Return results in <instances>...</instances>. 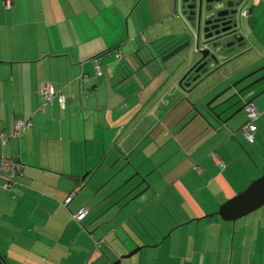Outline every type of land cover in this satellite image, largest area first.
Returning a JSON list of instances; mask_svg holds the SVG:
<instances>
[{
    "label": "crops",
    "instance_id": "1",
    "mask_svg": "<svg viewBox=\"0 0 264 264\" xmlns=\"http://www.w3.org/2000/svg\"><path fill=\"white\" fill-rule=\"evenodd\" d=\"M4 1L0 132L8 138L0 139V154L18 156L24 171L14 197L0 189V227L25 238L19 241L25 261L111 264L140 247L119 264H264V217L217 215L219 198L249 181L243 159L252 156L232 141L246 118L216 129L199 119L182 126L193 104L206 99L187 96L190 88L179 85L196 59L193 46L183 55L188 62L182 57L170 67L166 59L159 86L150 87L145 69L133 77L141 47L163 41L173 20L186 26L178 0H9L8 7ZM253 1L243 20L254 34L246 32L241 54L254 51L264 63V0ZM46 83L66 98L64 107L54 101L41 115L36 109ZM27 116L25 134L10 136L14 119ZM160 125L174 134V153L184 161L171 179L163 167L168 157L144 146ZM174 187L190 196L193 217L144 212L157 201L164 206ZM85 207V216L74 219ZM18 254L0 251L7 264Z\"/></svg>",
    "mask_w": 264,
    "mask_h": 264
},
{
    "label": "rangeland",
    "instance_id": "2",
    "mask_svg": "<svg viewBox=\"0 0 264 264\" xmlns=\"http://www.w3.org/2000/svg\"><path fill=\"white\" fill-rule=\"evenodd\" d=\"M252 2L254 4L253 0H251V4ZM262 4H264V2H262ZM262 19H264V15H262ZM178 21L179 20L177 21L173 20L171 23H169V26H173V28L167 32L168 36L163 37V41L159 40V42L154 43L156 45H153L152 47L149 48L141 47L139 53L136 55V58L134 59L136 67L134 72L135 75H133V77L139 79V76L136 75L139 73L141 69L142 70L145 69L143 71L148 73L147 83H149L151 88L159 86L160 84L159 72L164 68V66H166L165 61L166 59H168V57H170V59L168 60L169 61L168 66L171 67V65H173L175 62H179L183 57L184 53L185 54L188 53L191 50L192 46L193 49H195L194 43L192 45L193 35L190 28L187 26V24L186 26H182L180 24V21L179 22ZM243 22L246 23L245 20H243ZM245 31L249 33L252 32L254 34V32L251 30V28L248 25L245 27ZM262 33H264V31H262ZM188 40L191 41V44L189 43ZM174 52L176 53L178 52V53L174 54ZM114 53L117 56V53L116 52ZM108 56L109 55H107L106 57ZM183 58L186 59L185 62L186 61L188 62V57L187 58L183 57ZM186 64L188 63H185V66ZM260 67H264V63L258 60V57L257 55H255L254 51L246 54H239L233 57L231 60L222 63L219 67L211 71L209 74L202 76V78L198 80V82L194 85V87L186 90L187 91L186 95L193 99L204 100L206 98L203 101V103H201L202 106V104H206L212 101L216 96L222 94L215 101L212 102V105H215L229 98L230 95L232 96L231 92L235 88H237V86L246 85V84L248 85L249 83H252V80L249 81L248 79L246 81H242L236 87H231L230 89H228V87H230L236 81L240 80L245 75L254 72ZM255 80L256 79H254V81ZM242 93H243L242 97H240V99L242 100L239 102V106L238 103L235 104L233 107L234 108L236 107V109H234L231 112L230 110L233 109L232 107L225 114L231 112L229 114L231 115L236 110H238L242 104H244L246 101L250 99L254 103L257 110L259 111V116L255 120L257 131L255 132L254 141L249 142L241 131L236 132V135L232 139V141L235 142V144L239 147V149H241L242 152H248L252 156L253 160L243 159V161H245V163L243 164H245V166L248 167V170L251 171L249 175V178L251 179L248 178L247 180L249 181H244L242 183L243 184L242 186L244 187H238L237 185V187H235L234 189H228V191L225 192L226 196L222 195L219 198V204L223 203L227 198H230L231 196L243 190L253 179L259 177L261 174H264V79L247 87V89ZM186 99L188 100V98ZM229 115H227L226 117H228ZM245 118L246 115L244 110H240L230 120L231 121L230 125L235 126L241 121L243 123ZM187 119L183 120L182 126L187 125L189 122L192 121L193 123L194 122L198 123V119L193 118V115L188 120ZM165 122L168 125H170L169 119H166ZM193 123H191V126L193 125ZM173 138H174V134L168 133L167 135L163 131L162 125H160L156 129H154L152 138L148 139V141L144 144V146L146 147L150 146L147 150L152 152L154 155L157 154L158 157L161 156L168 157L167 161L163 162V167L165 171L168 172L167 176L170 179L172 177H175L177 173H179L182 170V166L184 162L182 155L179 152L174 153L173 143L175 140L173 141ZM198 166H199L198 164H195V169L197 171L198 168L200 167ZM218 167H222V166L220 165ZM187 179L188 177H186L185 182H187ZM182 183L183 180L178 181L177 186H179ZM175 188L176 187H174L172 190L167 192V199H166V203H164L165 204L164 206H161L159 201H157V203H154V205L150 210L149 208H147L144 212L151 214L150 217H193L194 215L192 212V208L188 202L189 200L188 197L190 196L187 194L188 196L183 195L182 197L181 191L177 192ZM206 190L209 191L208 189ZM184 199H186L185 203H184ZM191 204L193 205V202H191ZM219 204L217 205V207L219 206ZM194 209L197 214H201L199 213V210H197L196 206H194ZM137 217L139 216L137 215ZM244 217H264V206L258 208L257 210L251 212L250 214ZM22 238L23 237H21L20 235L16 236V232H14L13 230H10L5 227L4 228L0 227V251L1 250L3 251L4 249L7 248V250L8 249L11 250V253L12 251H17L18 253H20L16 255V257L14 256V259L12 258V255L11 258L7 257L8 263L9 264H45L41 262L40 259H37L36 263L32 261L29 262L25 261L22 251L19 247V245L22 246V244H20L19 242ZM23 239L25 240V238ZM133 249L129 250L127 253H129Z\"/></svg>",
    "mask_w": 264,
    "mask_h": 264
},
{
    "label": "water",
    "instance_id": "3",
    "mask_svg": "<svg viewBox=\"0 0 264 264\" xmlns=\"http://www.w3.org/2000/svg\"><path fill=\"white\" fill-rule=\"evenodd\" d=\"M244 0H178L181 9V15L184 17L187 26L190 28L195 45L194 53L195 61L187 69L179 80V85L186 88H192L202 78L211 71L219 67L220 62L228 60L230 55L236 49L242 50L245 35V24L242 16H240V7ZM229 38L233 42L227 41ZM264 70L260 67L252 73L242 77L240 80L232 84L231 87L237 86L243 80L254 75L256 72ZM264 79V76L249 83L246 87L237 91L233 96L240 95L247 87ZM220 94L219 96H221ZM219 96L212 101L197 107L193 104V118L203 121L207 126L216 129L219 127H229V121L240 110H236L228 117H223L235 104L242 99H238L234 103L227 105L229 98L212 105ZM264 206V174L253 179L243 190L226 199L218 206L217 215L225 221H235L244 217L258 208ZM140 247H136L129 253L120 256L111 264H119L124 258H127L138 251ZM7 264V263H4Z\"/></svg>",
    "mask_w": 264,
    "mask_h": 264
},
{
    "label": "built area",
    "instance_id": "4",
    "mask_svg": "<svg viewBox=\"0 0 264 264\" xmlns=\"http://www.w3.org/2000/svg\"><path fill=\"white\" fill-rule=\"evenodd\" d=\"M4 4L6 7L9 6V0H5ZM251 7V0H244L240 7V16L242 18H246L249 15ZM117 55H120L118 53ZM96 75H101V68L98 64L95 65ZM42 102L37 107L36 112L43 115L46 112V109L50 107L54 101L58 103L60 107H64L66 95L62 91V89H56L51 84L46 83L41 90ZM244 112L246 115V120L241 126V132L245 136V138L249 142H253L255 138L256 125L255 120L259 116V111L255 107L252 101H247L244 103ZM32 122L29 116L27 117H18L14 119L13 128L10 133V136L13 137H21L25 134V132L30 128ZM8 138V135L4 132H0V139L2 143ZM221 166L222 163L219 162ZM24 171V164L20 161L18 156H6L3 153L0 154V189L7 193H12L13 189L16 185V177L21 175ZM75 190H73L64 200V205H66L74 196ZM88 209L82 208L77 213L73 215L74 219L80 221ZM0 264H4V262L0 258Z\"/></svg>",
    "mask_w": 264,
    "mask_h": 264
},
{
    "label": "flooded vegetation",
    "instance_id": "5",
    "mask_svg": "<svg viewBox=\"0 0 264 264\" xmlns=\"http://www.w3.org/2000/svg\"><path fill=\"white\" fill-rule=\"evenodd\" d=\"M243 34L245 35V39L243 40V42H244V45H246V44H247V33H246L245 30H244ZM227 41H229V42H233V40H232L231 38H229ZM234 47H235V52H233V53L229 56L230 58H229L228 60H226V61L231 60L233 57H235V56H237V55L243 53V52L246 50V47H244V49H242V50H238V49H236V43L234 44ZM226 61H225V62H226ZM225 62H223V63H225ZM220 64H222V62H220L219 65H220ZM261 76H264V70H260V71L256 72L254 75L250 76L249 78H247V79H245V80H243V81H246V80L249 79V81L252 80V82H253L254 79L260 78ZM249 81H248V82H249ZM246 86H247V84H246V85H240V86H237V88H235V89L231 92L232 96H233L237 91H239L240 89H242V88H244V87H246ZM235 87H236V86H235ZM242 94H243V93H241L240 95H237V96H235V97L233 96V97L229 100V102L227 103V105H230V104L234 103L236 100L240 99V97H242ZM230 96H231V95H230ZM246 102H247V101H246ZM238 106H239V103H238ZM243 106H244V105L242 104V105H241L242 110L244 109ZM234 109H236V107H235V108L233 107V109L230 110V111L232 112ZM231 112H229L228 114L223 115V117H226V116L229 115Z\"/></svg>",
    "mask_w": 264,
    "mask_h": 264
},
{
    "label": "trees",
    "instance_id": "6",
    "mask_svg": "<svg viewBox=\"0 0 264 264\" xmlns=\"http://www.w3.org/2000/svg\"><path fill=\"white\" fill-rule=\"evenodd\" d=\"M1 258V257H0ZM1 260L3 261V259L1 258Z\"/></svg>",
    "mask_w": 264,
    "mask_h": 264
}]
</instances>
